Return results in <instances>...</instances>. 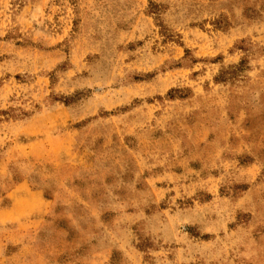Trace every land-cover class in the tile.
<instances>
[{
	"label": "rangeland",
	"instance_id": "374dc122",
	"mask_svg": "<svg viewBox=\"0 0 264 264\" xmlns=\"http://www.w3.org/2000/svg\"><path fill=\"white\" fill-rule=\"evenodd\" d=\"M0 264H264V0H0Z\"/></svg>",
	"mask_w": 264,
	"mask_h": 264
}]
</instances>
